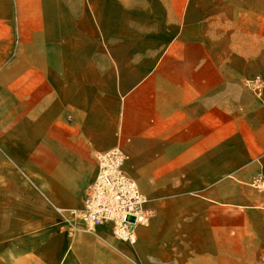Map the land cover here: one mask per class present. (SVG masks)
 I'll list each match as a JSON object with an SVG mask.
<instances>
[{"label": "crops", "instance_id": "obj_1", "mask_svg": "<svg viewBox=\"0 0 264 264\" xmlns=\"http://www.w3.org/2000/svg\"><path fill=\"white\" fill-rule=\"evenodd\" d=\"M113 147L133 243L71 214ZM0 264H264V0H0Z\"/></svg>", "mask_w": 264, "mask_h": 264}, {"label": "built area", "instance_id": "obj_2", "mask_svg": "<svg viewBox=\"0 0 264 264\" xmlns=\"http://www.w3.org/2000/svg\"><path fill=\"white\" fill-rule=\"evenodd\" d=\"M97 172L84 189L82 207L73 211L86 229L110 225L115 238L135 242L136 229L155 214L150 199L124 169L126 154L120 147L97 152Z\"/></svg>", "mask_w": 264, "mask_h": 264}]
</instances>
